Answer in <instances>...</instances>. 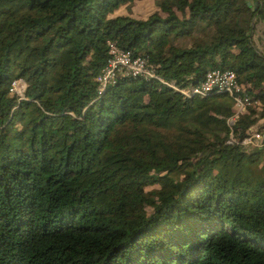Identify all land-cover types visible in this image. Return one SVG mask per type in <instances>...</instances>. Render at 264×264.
Wrapping results in <instances>:
<instances>
[{"label": "trees", "instance_id": "16d2710c", "mask_svg": "<svg viewBox=\"0 0 264 264\" xmlns=\"http://www.w3.org/2000/svg\"><path fill=\"white\" fill-rule=\"evenodd\" d=\"M131 1L0 0V264H264V0ZM108 42L172 85L99 86ZM210 68L258 104L178 90Z\"/></svg>", "mask_w": 264, "mask_h": 264}, {"label": "built area", "instance_id": "2783aa9c", "mask_svg": "<svg viewBox=\"0 0 264 264\" xmlns=\"http://www.w3.org/2000/svg\"><path fill=\"white\" fill-rule=\"evenodd\" d=\"M109 56L99 74L95 77L99 86L111 82L116 73H129L141 75L143 77H155L162 80L154 71L152 62L146 55H131L129 50L116 47L112 42H108ZM172 85V84H170ZM24 83L21 79H13L10 82V92H14L19 98L22 96ZM245 86L237 80L235 73L230 69L210 68L203 75L202 80L196 85L178 89L186 95H204L210 91H221L227 93L232 99V114L227 118L231 123L241 113L246 112L247 108L253 104H258L257 100H252L244 92ZM229 142H239L245 147L260 146L263 141V134L252 125L245 130V135L238 141L232 135L230 129L227 139Z\"/></svg>", "mask_w": 264, "mask_h": 264}, {"label": "rangeland", "instance_id": "374dc122", "mask_svg": "<svg viewBox=\"0 0 264 264\" xmlns=\"http://www.w3.org/2000/svg\"><path fill=\"white\" fill-rule=\"evenodd\" d=\"M154 10H156L155 0H132L129 3L119 5L113 13L145 17ZM252 38L256 46L264 51V21L255 22ZM149 187L151 186H146V188Z\"/></svg>", "mask_w": 264, "mask_h": 264}]
</instances>
